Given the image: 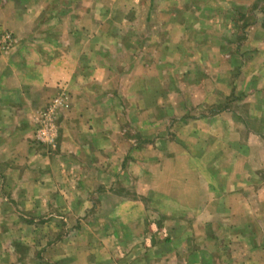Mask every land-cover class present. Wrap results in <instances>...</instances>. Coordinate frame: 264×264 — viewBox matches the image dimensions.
<instances>
[{
  "label": "crops",
  "instance_id": "crops-1",
  "mask_svg": "<svg viewBox=\"0 0 264 264\" xmlns=\"http://www.w3.org/2000/svg\"><path fill=\"white\" fill-rule=\"evenodd\" d=\"M260 1L0 0V264H264Z\"/></svg>",
  "mask_w": 264,
  "mask_h": 264
},
{
  "label": "rangeland",
  "instance_id": "rangeland-1",
  "mask_svg": "<svg viewBox=\"0 0 264 264\" xmlns=\"http://www.w3.org/2000/svg\"><path fill=\"white\" fill-rule=\"evenodd\" d=\"M207 1H209L208 3H210V1H212V2H217V3H222V2H224V3H227V2H225L226 0H199V2L200 3H206ZM219 5H222V4H219ZM262 5V6H261ZM261 6V8H264V0H261L259 3H257V4H255V5H253L251 8H253L254 10V12L253 13H255V14H258V10H259V7ZM251 10V9H250ZM234 17H235V19H237L239 22L235 25V34H236V36L233 38V43L235 44H239V41H241V31H242V27H243V23H241V21H240V19H239V17L238 16H236V15H234ZM220 19V18H219ZM222 28V27H221ZM220 28V32L221 33H226V31H230V30H222ZM9 36V39L8 38H6L5 36ZM4 38H5V40H4ZM0 43H2V45H3V47H2V45L0 44V53L1 54H5L9 49H11V48H14V44L16 43V39H15V37H14V35L11 33V32H8V31H4V32H2L1 34H0ZM234 44L232 45V47H234ZM235 68V67H234ZM236 69V68H235ZM234 69V71L232 72V76H231V78L233 79L235 76H236V70ZM231 78H229V81L230 80H232ZM60 92L56 95V96H54V97H52L51 99H49L46 103H45V105L44 106H42L40 109H38L36 112H35V116L33 117V124H35L34 125V130H33V135H32V137H33V141L35 142V144L37 145V143L39 144V145H42V146H44V148L45 149H53L55 146H56V144H57V141H58V137H59V121H60V118L63 116V113L65 112V111H67V109H68V96L65 94V93H63V92H61V91H64L63 89H61V90H59ZM67 93V92H66ZM69 95V94H68ZM236 97V96H235ZM57 98H62V100H63V105L62 106H60V107H58V109L56 110V113H55V115L53 114V116H52V118L54 119V129H55V138H54V141L51 143V144H42V143H40L38 140H37V131L40 129V127H41V116H40V114H43V113H45L47 110H48V106L50 105V103H51V101L52 100H55V99H57ZM238 98H239V101L237 102L238 104H235V107H237V110L240 112V113H242L243 111L244 112H246V113H249V111H247V110H244V109H242V103H243V100H244V98H243V96H242V101H241V95L239 94V96H238ZM241 102V103H240ZM252 111V110H251ZM43 117V116H42ZM43 126L46 124V120L43 118ZM252 122V127L254 128V125H255V122H253V121H251ZM57 147V146H56ZM56 149V148H55ZM139 157H137V159H138ZM138 171V167H136L135 166V168H129V172H130V174H131V176H135V175H133V174H135L136 172ZM187 171H188V169H187ZM186 171V174H188V172ZM127 173H128V171H127ZM124 180H126V181H124V180H122L123 181V183H121V184H119V185H117L116 187H115V190H117V191H122V190H124V191H126L127 192V194H130L131 192L133 193V191H134V189H131V184H130V175L129 174H126L125 175V177L123 178ZM97 233V232H96Z\"/></svg>",
  "mask_w": 264,
  "mask_h": 264
},
{
  "label": "built area",
  "instance_id": "built-area-1",
  "mask_svg": "<svg viewBox=\"0 0 264 264\" xmlns=\"http://www.w3.org/2000/svg\"><path fill=\"white\" fill-rule=\"evenodd\" d=\"M9 39V36H5ZM5 40V38H4ZM2 45V43H0ZM3 47V45H2ZM63 105L62 98H57L55 100H52L50 105L48 106V110L40 114L41 116V127L37 131V140L42 144H51L54 141L55 138V129H54V119L52 118L53 114L55 115L56 110L58 107ZM43 116V117H42ZM43 118L47 121L46 124L43 126Z\"/></svg>",
  "mask_w": 264,
  "mask_h": 264
}]
</instances>
